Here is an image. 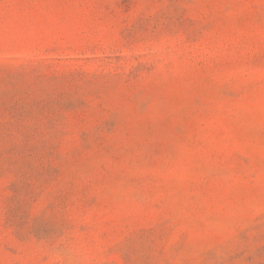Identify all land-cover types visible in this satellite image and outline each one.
Instances as JSON below:
<instances>
[{
    "label": "rangeland",
    "instance_id": "374dc122",
    "mask_svg": "<svg viewBox=\"0 0 264 264\" xmlns=\"http://www.w3.org/2000/svg\"><path fill=\"white\" fill-rule=\"evenodd\" d=\"M0 264H264V0H0Z\"/></svg>",
    "mask_w": 264,
    "mask_h": 264
}]
</instances>
